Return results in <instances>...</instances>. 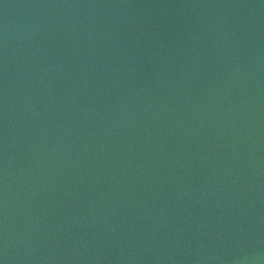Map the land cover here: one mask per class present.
<instances>
[{"label": "water", "instance_id": "95a60500", "mask_svg": "<svg viewBox=\"0 0 264 264\" xmlns=\"http://www.w3.org/2000/svg\"><path fill=\"white\" fill-rule=\"evenodd\" d=\"M0 264H264V0H0Z\"/></svg>", "mask_w": 264, "mask_h": 264}]
</instances>
